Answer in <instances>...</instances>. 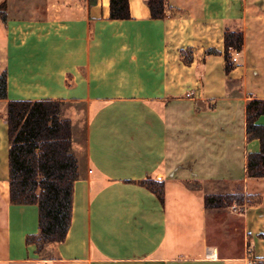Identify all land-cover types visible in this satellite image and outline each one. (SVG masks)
<instances>
[{
    "label": "crops",
    "instance_id": "1",
    "mask_svg": "<svg viewBox=\"0 0 264 264\" xmlns=\"http://www.w3.org/2000/svg\"><path fill=\"white\" fill-rule=\"evenodd\" d=\"M109 1L0 0V264H264V178L245 177L264 0H164L161 19L128 0L127 20L109 19ZM227 30L243 36L228 74ZM44 100L70 122L77 179L65 240L38 254L37 206L9 199L6 104ZM145 180L162 182V201ZM209 182L244 183L252 201L206 210Z\"/></svg>",
    "mask_w": 264,
    "mask_h": 264
},
{
    "label": "trees",
    "instance_id": "2",
    "mask_svg": "<svg viewBox=\"0 0 264 264\" xmlns=\"http://www.w3.org/2000/svg\"><path fill=\"white\" fill-rule=\"evenodd\" d=\"M152 19L164 16V0H146ZM130 18L128 0L109 1V19ZM225 72L233 70L230 50L240 52L243 36L225 31L223 35ZM6 98V75H0V99ZM58 101H8L6 122L8 135L9 199L13 205H36L38 233L26 237L42 253L46 246L65 240L71 224L73 184L77 179V162L71 150V125L60 118ZM264 116V99H249L245 105L247 141L259 142L258 152H247L245 177L264 178V126L257 123ZM146 187L163 199V184L145 180ZM197 188L199 183L190 184ZM233 203L244 205L242 194L206 193L204 208L225 209Z\"/></svg>",
    "mask_w": 264,
    "mask_h": 264
},
{
    "label": "rangeland",
    "instance_id": "3",
    "mask_svg": "<svg viewBox=\"0 0 264 264\" xmlns=\"http://www.w3.org/2000/svg\"><path fill=\"white\" fill-rule=\"evenodd\" d=\"M63 107L61 106V109ZM201 187L204 188V190L206 191V193H217V194H242L243 195V201L244 204L246 202L252 201L250 199L252 195H248L245 192V184L244 183H214V182H209L206 184L201 185ZM249 200V201H248ZM241 205L237 204V203H233L230 207L225 208L228 210H232V209H237L240 210ZM223 214L230 216V214L228 212H226L225 210H222ZM233 216H235V214H233ZM239 220V219H238ZM223 224V222L221 223ZM222 227H225V225H221Z\"/></svg>",
    "mask_w": 264,
    "mask_h": 264
},
{
    "label": "built area",
    "instance_id": "4",
    "mask_svg": "<svg viewBox=\"0 0 264 264\" xmlns=\"http://www.w3.org/2000/svg\"><path fill=\"white\" fill-rule=\"evenodd\" d=\"M230 61L232 63H235L237 61V53L236 51L234 50H230ZM187 96H189V94H187ZM214 253L215 255V251L213 248H206L205 250V257L206 258H210V259H214L216 256L214 257H209V255H212ZM238 264H255V261L253 258H250V257H245V258H242L238 261Z\"/></svg>",
    "mask_w": 264,
    "mask_h": 264
}]
</instances>
